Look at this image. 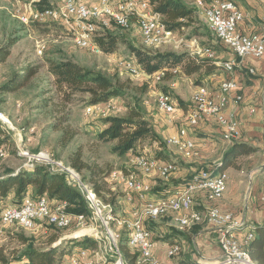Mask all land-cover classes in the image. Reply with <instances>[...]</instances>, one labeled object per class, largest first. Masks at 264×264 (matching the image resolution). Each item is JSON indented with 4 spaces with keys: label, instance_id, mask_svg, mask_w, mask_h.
Masks as SVG:
<instances>
[{
    "label": "rangeland",
    "instance_id": "374dc122",
    "mask_svg": "<svg viewBox=\"0 0 264 264\" xmlns=\"http://www.w3.org/2000/svg\"><path fill=\"white\" fill-rule=\"evenodd\" d=\"M86 1L91 5L98 3V0ZM183 1L193 4L197 10L199 9V0ZM40 2L41 0H0V45L12 38L17 40V43L11 49L7 61L0 65V89L11 83L15 78L17 81L29 72L32 73L15 90L9 92L0 90V111L4 112L12 124V130L0 124L1 146H3L7 153L6 158L0 162V176H5L9 172L15 173L23 169L32 170V163L34 164L33 168L40 166L47 168L51 172H53L52 169H56L58 172L54 173L60 172L65 176L69 185L81 191L92 211V215L85 217L83 221L73 220L72 225L63 230L47 226L48 224L46 223H39L34 229H24L18 225L8 227L0 225V231L2 232L0 235V254L2 253L7 258H12L13 256H18L31 246L38 249H46L49 248V241L57 238V242L53 244V247L62 243V246H65L69 250L68 255L64 258V262L66 260L68 262L70 254L81 247H74L70 243V240H83V238L87 237L90 240H94L96 245L86 248L95 249V251L99 250V253L104 252L107 264H127L120 250L124 226L118 225L117 221L114 222L113 219H118V217L123 220L131 219L133 204L137 206V199H141L137 192L128 190L126 183L122 179L109 178L111 172L114 170L121 171L126 176V181L131 176L134 178L138 176L139 178L137 179L143 181L147 178L144 177L138 167L131 166L140 157L138 155L151 159L156 157L164 161L171 160L177 163L180 162V159L167 148L165 151L169 153V157L166 159L158 158L156 152L159 150L153 147L149 138L139 141L134 148L135 150L133 152L130 151V155V152L124 156L114 153L112 149L116 145V142L106 143L100 141L98 138L100 132L105 129L103 122L105 117L101 114L105 110L107 116H115V114L124 116L127 113V103L138 102L141 109L145 112L146 119H148L145 105L146 102L150 101L156 111L165 116L157 108V94L168 90V94L173 99H177L178 103L183 100H190L193 89L201 83L203 79L201 76L205 70L192 76H187L182 72L181 67H166L164 69L170 70L174 74L171 79H165L163 82H161L162 80L145 81L142 76L132 77L122 67L120 62L129 60L133 61L134 65L139 66L128 44L153 53L165 51L185 52L189 50L191 55L200 59L209 58H204L207 57L204 54H193L192 51L194 50H191L192 38L193 45H199L200 48L206 47L213 50V48L217 49L218 46L215 44V39L208 30L209 28L200 9V13L194 14V20L186 21L183 29L176 30V33H166V39L162 44L151 47L159 49H146L142 41L141 32L139 31L140 34L136 32V29H134L135 25H133L129 30L121 29V31L113 27L109 30L99 31L96 37L110 33L120 37V43L113 53H106L102 50L100 53H93L78 44V36L74 26L65 20H58V15L56 18H47L43 21L32 23L30 21H23L22 18L25 17L23 13L27 12L28 15L33 10H36L38 8L37 4ZM49 3H56V0H49ZM194 37H203L205 41H201V43L209 45H201L200 39L198 40ZM40 45L45 46V49L42 50V55ZM61 60L74 61L113 79H130L133 82V86L140 88L143 86L144 89L128 90L124 98H119L115 103L112 101L114 107L110 108L106 106L100 108L88 106L86 96L82 95L74 97L71 103L66 104L61 95L56 91L54 77L49 72V63ZM162 71L164 72V70L160 72ZM158 77L163 76L158 72ZM174 83L177 84L175 88ZM66 113H70L68 121L55 127V123H58ZM20 150L26 151V155H33V162L29 166H26V157L19 156ZM78 150L81 152L82 161L89 169L102 172L99 176L100 180L106 177L111 192L117 196L115 204L103 201L94 193L92 185L86 180L90 174L88 168L79 173L70 165L71 155ZM70 168L73 169L74 173L68 171ZM233 168L238 172L242 170L247 172V165L243 159L239 165L236 164ZM30 191L32 192L29 194L34 196L32 188ZM150 194L153 195L154 192L150 191L148 194V198L152 199V197H149ZM105 196L110 199L109 195L106 194ZM53 204L54 209L60 207L61 211L65 214L74 208V206L66 202H53ZM15 205H18V203L14 201V196L11 195L2 205V209L4 210L5 207ZM112 209L115 211V214ZM109 215H112L113 219L107 221ZM166 221L167 219L163 217L144 220L147 229L154 233L153 240L158 246H163V243L168 240L167 235L169 232H163V228L166 227ZM202 223L206 224L205 222ZM236 223L241 224L237 221ZM92 228H97V230H92ZM241 229V233L247 231L245 224ZM252 231H255V227ZM104 232L106 240L103 236ZM76 233H81V235H74ZM171 234L177 236L175 230ZM161 254L164 257V261L158 264H176L179 261L178 256L169 259L164 250Z\"/></svg>",
    "mask_w": 264,
    "mask_h": 264
},
{
    "label": "trees",
    "instance_id": "16d2710c",
    "mask_svg": "<svg viewBox=\"0 0 264 264\" xmlns=\"http://www.w3.org/2000/svg\"><path fill=\"white\" fill-rule=\"evenodd\" d=\"M150 2L154 12L159 13V23L164 27L166 33H176V30H181L185 27L186 21L189 22L194 20L195 9L188 7L183 0H150ZM37 5L38 8L49 9L50 3L49 0H41ZM93 41L100 50L106 53H113L120 43V37L105 33L103 36L95 37ZM16 43L17 40L12 38L0 45V65L7 61L11 49ZM128 45L130 51L136 57L142 71L151 75L164 70L163 80L171 79L174 75L170 70L164 69L166 67H181L182 72L187 76H192L202 70H205L206 73H210L219 67L216 61L200 59L199 57L191 55L188 51L153 53L132 44ZM146 49L156 50L159 48L146 47ZM49 72L54 77L56 91L61 95L66 104L71 103L74 97L82 95L86 96L88 106H98L106 104L115 98H124L128 90L144 89L143 86L142 88L133 86V82L130 79H113L71 60L51 61L49 63ZM31 74L32 73L29 72L26 76L19 78L17 81L15 78L11 83L3 86L0 90L4 92L15 90V88L22 85ZM162 92L169 93L168 90ZM126 108L127 113L124 116L117 115L104 118L103 122L105 129L98 135L99 140L106 143L116 142L112 151L121 156L128 154L135 148L139 141L146 138H149L152 144L156 142L159 149L163 148L165 143L157 135L150 121L146 119L139 103L128 102ZM69 114L70 113H66L62 116L58 123H55V127L67 122L70 117ZM1 143L2 141L0 140V144ZM255 152L256 149L248 144L234 143L225 153L221 167V169L224 170L221 171H226L225 169L235 166V161L239 157L251 155ZM156 153L158 158L166 159L169 157L168 153L164 151H157ZM154 158L157 159L156 157ZM173 164L175 165V163ZM70 165L79 173L88 168L82 161V155L79 150L71 155ZM89 170L90 174L86 180L92 185L94 193L103 201L115 204L117 196L113 195L111 192L106 177L100 180L99 176L102 172H97L93 169ZM68 171L74 173L71 168L68 169ZM31 188L34 191V196L29 194ZM106 194L110 196V199L105 196ZM11 195L14 196V201L18 203V205L15 206L18 207L23 204L27 197L35 199L47 197L51 202H66L74 206V208L70 210L71 213L83 215L85 217H90L92 215V211L80 190L69 185L64 175L51 172L47 168L40 166H36L32 168V170L23 169L15 173L9 172L6 173L5 176H0V211L4 202L7 201ZM113 213L115 214L114 210ZM123 229V241L121 240L120 242L121 253L127 264H138V251L129 245V233L124 227ZM253 234H255V238L244 250L245 252L247 251L254 263L264 264V225L257 226ZM56 242L57 238L51 239L49 241V248L46 249H38L31 246L18 256H13L12 258H7L1 253L0 264H63L64 258L68 255L69 250H67L65 246H62V243L53 247V244ZM70 243L74 245V247H93L96 245L94 240H90L87 237L83 238V240H70Z\"/></svg>",
    "mask_w": 264,
    "mask_h": 264
},
{
    "label": "crops",
    "instance_id": "0c3cea01",
    "mask_svg": "<svg viewBox=\"0 0 264 264\" xmlns=\"http://www.w3.org/2000/svg\"><path fill=\"white\" fill-rule=\"evenodd\" d=\"M205 1L209 3L212 0ZM231 1L245 14V19L239 25L238 30L251 37H264V3L261 0ZM185 3L188 7L195 9V13L199 12L195 5ZM134 29H136V32H139L138 27L135 26ZM209 32L218 46L217 49L212 47L215 51L212 50L215 53L213 61L223 63L232 58V54L228 49L218 42L219 40L216 39L210 30ZM197 39H200V43L201 41H205L203 37H198ZM201 45L208 46L209 44L201 43ZM200 49L202 50L192 51L193 54H204L203 51L206 47ZM186 51L190 53L189 50ZM218 66V68L210 73L204 72L201 76L203 78L201 83L195 86L200 87V92L209 93V90L216 92L215 99L218 97L220 84L232 77L222 66ZM251 69H254V73H251ZM176 71L178 70L176 69ZM233 78H237L239 81L240 88L237 93L241 94L244 98L243 102L238 106H230L227 110L229 113H234L241 122L242 138L236 144H248L255 148L256 152L251 155L241 156L235 161V164L239 165L243 159L247 165V172L244 170L238 172L233 167L225 169L229 174V180L226 185L225 194L223 195L224 197L218 202V205L221 209L231 211L241 219L237 221L241 224L236 223V221L234 223L238 233L243 234L241 233V228L244 224L247 231L250 232L254 227L264 225V59L247 58L243 60L236 67ZM118 99L116 98L112 101L115 103ZM176 100L174 99V101ZM112 101L111 104H113ZM183 101L178 104L176 101L177 112L170 117L159 114L150 101L146 102L145 105L148 112V120L157 135L165 143L163 148L159 149L156 142L153 143V147L164 152H167L165 151L167 148L180 159L179 163L170 160L175 163V169H178L170 182H164L158 177H150L143 180L148 183L150 181L152 184L151 192H154V194H150L149 196L152 199L177 195L184 184L200 170H212V168L214 170L219 169L217 170L218 172L224 170L218 168V164L230 146L223 140L218 124L211 118H204L201 122L194 124L197 126H189L186 119H189L187 112L192 107L191 98L190 100ZM103 105L107 106L108 104L98 105L97 107H104ZM252 109H255L256 112L252 113ZM189 123L191 122L189 121ZM185 127L188 128L190 136L197 143L198 156L193 159H187L182 156L174 146L169 144V140L176 134H178V137H185ZM137 178L139 177L137 176ZM178 187L181 189H177ZM28 198L32 197H27L26 199ZM137 202V205L142 204L139 199H137ZM206 205L207 200L205 195L203 193L198 194L195 197V209L202 211ZM163 218L167 219V228H163V232H169V234L167 235L168 240L163 243V246H158L156 243L155 255L157 264L164 261V257L161 254L163 250L166 253L169 246L179 243L182 246L180 245L181 252L178 255L179 261L176 264H214L220 258L221 249L217 240V234L211 229L207 221H202L207 225L201 222L196 225L183 227L173 219L172 215ZM173 230L176 231L177 236L171 234ZM250 232L249 234H253V231ZM151 233L153 238L154 233ZM63 264H69V261H63Z\"/></svg>",
    "mask_w": 264,
    "mask_h": 264
},
{
    "label": "bare ground",
    "instance_id": "6f19581e",
    "mask_svg": "<svg viewBox=\"0 0 264 264\" xmlns=\"http://www.w3.org/2000/svg\"><path fill=\"white\" fill-rule=\"evenodd\" d=\"M75 2H79L77 5H73V13L75 14H84L86 11H93L96 8V5H91L86 0H67V4H74ZM112 0H98V3H103V5H110ZM122 2H127L128 8H135V0H113V5H120ZM143 6L148 9L149 12L155 13L153 10V6L151 5L150 0H141ZM225 4H228L231 6L232 11H240V13H244L241 9L238 8V6L231 0H222ZM205 5H212L215 4V0L210 1L209 3L204 1ZM198 7L200 8V1L198 2ZM204 20L206 23H212V13L208 9H201ZM36 10H33L30 12L27 16H35ZM58 15L57 10L49 9L47 10V13H41L40 14V20H32V22L36 21H43L47 18H56ZM23 21L29 22L27 17L22 18ZM95 20H102V25H100L99 22H90V33L92 34V38L97 36L99 31L102 30H108L118 27L123 30H129L133 24L129 23V19L126 17V15H119L118 17H109L105 19V12H96L95 13ZM147 26L148 27H139V30L142 35V41L144 45L148 48L157 46L159 44H162L164 40L166 39V32L163 26L159 23V16L157 14H150L149 17H147ZM161 27V28H159ZM226 27H233V19H226ZM212 33L216 36V38L219 41H224L226 39V31L222 29L219 26H212L210 29ZM76 34L78 36V44L84 48L88 49L89 51L93 53H100L101 50L95 45L93 41V45L90 44V36H83L82 41L80 39V31L79 29H76ZM260 40V37H251L248 36V43H256ZM40 48L42 50L45 49L44 45H40ZM210 51H212L210 48L204 49V54L207 55V57H210ZM215 58V53L211 52V60ZM210 59V58H209ZM122 67L127 70L130 74L132 73V65L126 64L125 61L120 62ZM218 65L222 66L224 70L229 73L232 78L233 74H235L236 68H232L231 64L226 62L220 63L217 62ZM135 67H138L137 65H134ZM161 76L164 75V72H159ZM162 100H159V97H157V108L160 112L165 113V105L169 109H175L177 111V106L174 101V99L168 94L164 92L159 93ZM200 95H207V93L200 92ZM107 108L114 107V104H111V101L107 103ZM192 107L188 110L187 116L189 118V121L191 123L197 124L201 122V109H194L193 110V104L191 103ZM225 106V99H223V89L219 90L217 99L214 100V109L215 110H224ZM108 110V109H107ZM103 117H108L105 113V110L101 114ZM0 124L4 127H7L12 130V124L7 118V116L4 114L3 111H0ZM23 136V135H22ZM223 140L228 144L227 138L222 137ZM169 144L174 146L177 151L180 152H188V145L184 144L182 140L176 139V137H172L169 140ZM234 143H231L233 145ZM230 145V146H231ZM3 154L4 156L0 157V162L4 160L7 156L6 151L3 148ZM27 153L24 150H20L19 156H25ZM33 159V158H32ZM155 158H148L145 156H140L137 160L134 161L135 164H137L138 169L141 171L145 170V163H139L141 162H149V161H156ZM33 162V161H32ZM170 163L174 168L175 165L171 162ZM30 163L26 164V166H29ZM33 163L31 164V167L33 168ZM219 169L214 170L212 168L209 169V176H205V183L207 184H216L220 182V177L223 175V184L219 188L218 185H210V188L208 187H199L197 188L195 184H201V176H194L193 178L183 186L182 189L184 190V193L182 194V190L174 196H168L165 198L160 199H149L152 201H157L158 203H171L172 200H175V206L171 204H157L152 207H146L144 208V204H140L137 206H134L133 210L131 211V219L129 220H123L114 218L113 214L109 215L107 217V221H110L113 219V221H117L118 225L124 226L125 230L128 231L129 235V245L138 251L139 254V264H157L156 259H153V253L152 252H142L141 254V248L137 247L140 246V238L139 236H136L135 232V226L130 225L131 223H136L137 218V225L139 226V231L145 233L146 241H153L152 233L149 231L145 224L144 220L148 219H159L161 217L166 216H173V219L178 222L181 226H192L201 223L202 221H207L208 225L212 228V220L211 219H218V210H210L209 207H216L218 205V202L223 198L226 185L228 182V174L226 171H217ZM156 174H163V165H156ZM127 187L128 186H137V192L140 199L141 194L148 193L149 194V184L146 182H143L141 180H138L137 178H134L133 176L129 177L127 179ZM203 193L206 197V200L208 201V206L206 205L205 211H198L195 209V197ZM49 199L47 197H40V198H28L26 199L21 206H9L4 208L1 215V223L0 225L2 227H8V226H21L24 229H34L36 225L39 223H46L48 224V218H49V211H37V213H31V216L29 218V223L27 220V217H18V218H10V217H2L8 210H21V208L25 207V205L30 204V202H37V201H48ZM50 201V200H49ZM53 202V201H52ZM52 202L50 201V213L51 215H57V218H51V226H56V229L63 230L67 229L72 225L73 220L69 221H63L67 220V214L63 213L59 208L54 209ZM56 207V206H55ZM58 207V206H57ZM178 210H181L180 214H178ZM80 220L83 221L85 219V216L78 215ZM172 218V217H171ZM106 220V219H105ZM0 231V235H1ZM238 231L235 229V223L227 224L226 227V236H236ZM253 239L248 240L247 242H238V253H241L246 260L250 264H256L252 261L247 251L245 252L244 248L248 246L250 242H252ZM246 249V248H245ZM87 252H93L95 258H93V264H103L102 261L107 263V258L104 254V252L99 253V250L86 248V247H80L77 248V250L70 254L69 257V264H84V255ZM181 252V246L179 244H173L169 246L167 249L166 255L170 256V258L177 257Z\"/></svg>",
    "mask_w": 264,
    "mask_h": 264
},
{
    "label": "built area",
    "instance_id": "2783aa9c",
    "mask_svg": "<svg viewBox=\"0 0 264 264\" xmlns=\"http://www.w3.org/2000/svg\"><path fill=\"white\" fill-rule=\"evenodd\" d=\"M200 1V9H208L212 13V23H206L209 30L212 26H219L224 31H226V39L220 42L228 51L232 54V58L227 60L228 63L231 64L232 68L238 67L239 63H242L243 60L247 58H255V59H264V37L260 36V40L256 43H248V36L241 33L238 30L239 25L244 21L245 14L240 13V11H232L231 6L222 2V0H215V4L212 5H205L204 0ZM264 3V0H261ZM79 2H75L74 4H67V0H56V3H52L49 5V9H57L58 12V20H65L70 25L74 26L75 29H79L80 31V39L82 41L83 36H90V44L93 45V38L92 34L90 33V22H99L102 25V20H95V13L96 12H105V19L109 17H118L119 15H126L129 19V23L135 25L136 27H148L147 26V17L150 14H157L159 13H152L143 6L141 0H135V8H128L127 2H122L120 5H113V0L110 5H103V3H96V8L93 11H86L84 14H75L73 13V5H77ZM49 9H42L36 8L35 16H27V12L23 13V16H26L27 19L32 23V20H40L41 13H47ZM226 19H233V27H226ZM47 23V22H44ZM161 28V27H159ZM192 41V48L191 50L199 51V45H193V38ZM211 52L210 58L211 59ZM42 55V49H41ZM126 64L132 65V73L131 76L136 78L138 76L144 77L145 81L150 80H162L164 77H158V72L154 74H147L142 71L141 67H135L133 61L123 60ZM251 73H254V69H251ZM176 87V83H174V88ZM240 88V83L237 78H229L223 81L219 89H223V99H225V106L224 110H215L214 109V100L216 96V92L209 90L207 95H200V87H195L192 97L191 103L193 104L194 109H201V121L204 118H211L213 119L219 126L220 132L222 137H226L228 141V145L230 146L231 143H236L242 138V128L241 122L236 117L234 113L227 112L230 106H238L240 103L243 102L244 98L241 94L237 93ZM159 100H162L159 94H157ZM175 99V98H174ZM178 103V102H177ZM165 105V116H172L177 111L175 109H169ZM105 106V105H103ZM119 110V109H118ZM252 113H255L256 110L252 109ZM119 114H115L117 116ZM187 120V124L189 126H197L194 123H189V119ZM176 139L182 140L184 144L188 145V152H180L182 156L186 157L187 159H193L198 156L197 150V143L196 141L190 136L189 130L185 127V137H178V134L174 135ZM168 145V142H167ZM4 156L3 154V146L0 144V157ZM27 163H32L33 155H25ZM26 163V164H27ZM145 163V170L142 171L145 178L150 177H158L164 182H170L172 176L178 171L175 169L170 163H166L164 160L157 159L156 161H149V162H139ZM156 165H163V174H156ZM131 166L137 167V164H132ZM53 172H58L56 169H52ZM60 173V172H59ZM61 174V173H60ZM224 175V174H223ZM223 175L220 177V182L216 184H207L205 183V176H209V169H203L199 172L195 173L192 178L194 181V176H201V184H195L197 188L199 187H208L210 185H218L219 188L223 184ZM111 179H122L126 184V176L121 173L119 170H114L111 172L109 176ZM181 189V188H177ZM128 190L130 191H137V186H128ZM182 194L184 193L185 189H181ZM149 191H152V184L149 181ZM142 204H144V208L152 207L157 204H171L175 206V200H172L171 203H158L157 201H152L148 199V193L141 194ZM208 206V201H207ZM176 207V206H175ZM134 205L131 209L133 210ZM210 210H218V219H211L212 220V228L217 234V240L220 245L221 249V256L216 260L214 264H250L248 260L241 254L238 253V242H247L250 239L255 238V234H249V232H245L243 234H237L236 236H226V227L227 224L234 223L235 221H239V219L233 212L225 211L221 209L219 205L216 207H209ZM37 211H49V218H48V225L51 226V218H57V215H51L50 213V201H37V202H30V204L25 205V207L21 208V210H8L2 217H10L18 218V217H27L28 223L31 213H37ZM181 210H178V214H180ZM67 213V220H80L78 214H74L71 212ZM1 218V217H0ZM86 222V221H85ZM130 225L135 226L136 236L140 238V246L141 254L142 252H152L153 259H157L155 255V241H146L145 233L139 231V226L137 225V218L136 223H131ZM92 230H97V228H92ZM85 231V230H84ZM120 231V228H119ZM83 232V231H82ZM86 233V232H85ZM90 234V231H89ZM74 235H81V233H76ZM105 238V232L103 234ZM110 246V245H109ZM84 255V264H93V258H95L93 252H87ZM170 259V256H167ZM103 264H107L106 262L102 261Z\"/></svg>",
    "mask_w": 264,
    "mask_h": 264
},
{
    "label": "water",
    "instance_id": "95a60500",
    "mask_svg": "<svg viewBox=\"0 0 264 264\" xmlns=\"http://www.w3.org/2000/svg\"><path fill=\"white\" fill-rule=\"evenodd\" d=\"M224 156H225V155H224ZM223 159H224V157L221 159V161H220L219 164H218V168H220V169H221V167H222Z\"/></svg>",
    "mask_w": 264,
    "mask_h": 264
}]
</instances>
